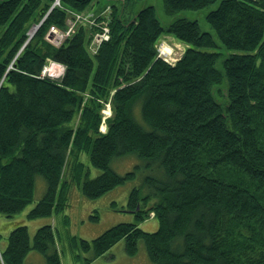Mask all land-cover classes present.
<instances>
[{"label":"trees","instance_id":"1","mask_svg":"<svg viewBox=\"0 0 264 264\" xmlns=\"http://www.w3.org/2000/svg\"><path fill=\"white\" fill-rule=\"evenodd\" d=\"M140 1L104 7L111 38L93 53L95 28L84 25L59 47L47 41L50 25L67 26L62 7L49 12L54 0H0V214L12 218L35 202L38 176L46 192L31 220L65 213L74 184L96 199L140 170L146 175L124 207L135 223L81 239L86 264L121 240L130 256L143 241L155 264H264V0H163L168 14L218 3L206 18L225 56L202 51L219 44L198 19L165 25ZM61 3L82 11L93 0ZM165 34L188 45L177 61L158 53ZM50 61L64 67L61 76L42 74ZM85 151L101 170L95 178L79 161ZM132 154L143 163L118 174L112 162ZM71 160L80 176L85 169L82 181L67 175ZM152 211L158 230L146 233L139 224ZM34 251L62 264L52 224L33 239L27 225L15 227L0 264H26Z\"/></svg>","mask_w":264,"mask_h":264},{"label":"rangeland","instance_id":"2","mask_svg":"<svg viewBox=\"0 0 264 264\" xmlns=\"http://www.w3.org/2000/svg\"><path fill=\"white\" fill-rule=\"evenodd\" d=\"M114 0H93L91 6L87 9L82 10L81 12L96 11L97 8L104 9L109 3H112ZM147 5L155 6V9L158 12V17L163 22V24L168 25L174 19H179L181 16L187 17L189 19H198L200 22L201 30H207L212 32L215 35L216 40L218 41L219 47L215 49L204 48L202 51L207 50L211 52L221 51L225 56L230 51L225 50L222 45L221 40L217 34L213 31L211 25L208 23L206 14L211 10L217 8L218 3H213V5L202 8V10H182L181 12L168 14L165 9L163 0H142L137 3V8L144 7ZM135 8V9H137ZM46 37V36H45ZM47 41L59 47L61 44H56L55 40H49L46 37ZM54 41V42H53ZM164 44V45H163ZM162 46L166 47L169 54L162 53ZM188 48L184 42H179L172 34H165L160 38L158 53L168 60L169 62L177 61L184 51ZM164 51V49H163ZM49 69H51V74L47 75L48 77H58L61 76L62 70L60 65L56 64L54 61H50ZM220 67V63H219ZM226 83L220 84L217 88L218 93L224 92ZM220 94V93H219ZM221 95V94H220ZM222 96V95H221ZM218 99L222 101L221 97L218 95ZM102 125L100 130L102 133L107 131L106 119L109 118L112 111L110 110V103L108 102L105 108L103 109ZM105 111L109 115H106ZM79 161L81 164L86 166V169L89 170V177L95 178L100 175L101 170H98L90 163L89 153L81 152L79 155ZM142 160L136 155L123 156L117 158L112 162L114 170L122 175L127 172H130L136 167V165H141ZM79 174V170L76 167L75 161H70V170L67 175L70 177L71 173ZM81 173L80 180L84 179L83 174ZM146 174L143 171L138 170L137 176L132 180L123 183V185L117 186L111 191L103 194L101 197L96 199L87 198L82 191L80 186L74 184L69 191L68 200L69 206H67L65 213L37 218L31 220L28 218V212L34 208L36 203L46 192V181L42 176L37 177L36 183V195L32 204L28 205L25 210L15 214L14 217H7L6 215L0 214V248L5 249L9 234L15 227L19 225H27L29 228V234L31 239H33L37 229L43 225L52 224L56 237L59 244V252L62 256V264H86V257L88 254L81 252L80 243L81 239L92 240L105 232V230L114 227V225L119 223H135L134 215L125 209L124 207L127 204L128 196L132 189L135 186H138ZM154 203L151 205L153 207ZM148 213V212H147ZM146 213V214H147ZM98 215V220H93L91 216ZM158 221L155 218V212H149L146 215V220L139 224V228L144 230V232H156L158 229ZM37 258L31 256L26 260V264H47L45 256L40 252H36ZM90 264H155L149 258L148 252L146 251L145 244L143 241L139 243L138 253L135 256L128 255L125 252V241L121 240L118 242L112 249H110L104 256L95 259Z\"/></svg>","mask_w":264,"mask_h":264},{"label":"built area","instance_id":"3","mask_svg":"<svg viewBox=\"0 0 264 264\" xmlns=\"http://www.w3.org/2000/svg\"><path fill=\"white\" fill-rule=\"evenodd\" d=\"M61 7L67 13V22H66L67 26L65 28H60L57 25H50V29L48 30L47 35H46V37L49 40L53 39V40H55L56 44H62L68 37H70L72 35V33L79 26H83V25L85 27H88L89 29L95 28V31L92 34L93 35L92 41L89 45L91 52L95 53V51L101 46V44L105 43V41L110 40V38H111L110 26H109V23L107 20L108 19V13H109L108 7L104 8V10H101L100 12H96L94 10H93V12L92 11L81 12V11H76L72 8L70 9V8L64 7L61 3V0H54L53 5L49 9V12L55 8H61ZM49 12L46 14L47 16H48ZM102 17H105L106 19H101ZM39 27L34 25L30 29L29 38L31 36H33V34H35V32L39 29ZM60 67H61V69H63L62 70V74H63L64 67H62L61 65H60ZM42 70H43L42 74L44 76L51 74V69H49L48 65L45 66Z\"/></svg>","mask_w":264,"mask_h":264},{"label":"bare ground","instance_id":"4","mask_svg":"<svg viewBox=\"0 0 264 264\" xmlns=\"http://www.w3.org/2000/svg\"><path fill=\"white\" fill-rule=\"evenodd\" d=\"M163 45H164V44H163ZM163 49H164V51H163ZM161 51H162V53L169 54V53H168V50L166 49L165 46H164V47L162 46ZM105 113H106V115H109V114L107 113V111H105Z\"/></svg>","mask_w":264,"mask_h":264},{"label":"crops","instance_id":"5","mask_svg":"<svg viewBox=\"0 0 264 264\" xmlns=\"http://www.w3.org/2000/svg\"><path fill=\"white\" fill-rule=\"evenodd\" d=\"M27 256H28L27 259L30 258L31 256H34V258H37L36 253L34 252L29 253Z\"/></svg>","mask_w":264,"mask_h":264},{"label":"water","instance_id":"6","mask_svg":"<svg viewBox=\"0 0 264 264\" xmlns=\"http://www.w3.org/2000/svg\"><path fill=\"white\" fill-rule=\"evenodd\" d=\"M40 25V24H39ZM39 25H36V26H38L39 27Z\"/></svg>","mask_w":264,"mask_h":264}]
</instances>
